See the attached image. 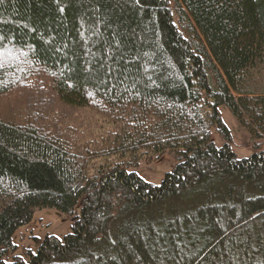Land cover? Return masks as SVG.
I'll list each match as a JSON object with an SVG mask.
<instances>
[{"label": "trees", "instance_id": "obj_1", "mask_svg": "<svg viewBox=\"0 0 264 264\" xmlns=\"http://www.w3.org/2000/svg\"><path fill=\"white\" fill-rule=\"evenodd\" d=\"M12 96L27 107L0 110V264L44 208L71 234L10 264H264V142L238 160L219 112L264 139V0H0ZM58 106L96 131L53 130ZM167 153L159 186L128 171Z\"/></svg>", "mask_w": 264, "mask_h": 264}, {"label": "rangeland", "instance_id": "obj_2", "mask_svg": "<svg viewBox=\"0 0 264 264\" xmlns=\"http://www.w3.org/2000/svg\"><path fill=\"white\" fill-rule=\"evenodd\" d=\"M17 99V96L0 98V110H7L8 112L12 111L15 114L23 109L25 110L27 105L22 100L18 101ZM52 102L55 101L52 100ZM58 107L56 115L64 116V118L62 117L58 119V116L55 115V120H58L52 125L53 130H59L64 121L65 128L68 129H83L84 131H87L92 128L94 132L96 131L97 115L93 112L87 109L69 111L62 109L61 106ZM49 110H51L50 107H48L45 112ZM219 112L223 123L230 131L231 142L229 144L233 154L238 160L249 159L258 151L254 148V145L257 143H263L264 139L253 137L249 131L238 124L228 109L220 107ZM211 139L216 147H222L225 143V140L214 128L211 129ZM178 163L179 159L176 155L167 153L159 160H141L137 166L129 168L128 171L134 172L146 183L159 186L164 180L166 174L172 172ZM80 212L81 208L80 205H78L75 208V214L79 216ZM71 232L72 222L68 215L50 208L36 210L31 222L19 227L13 233L11 239L16 249L13 253H9L6 256L5 262L8 264L12 263L14 256H20L25 261H28L26 251H31L32 254H36L40 244L47 236H53L63 241L67 235L71 234Z\"/></svg>", "mask_w": 264, "mask_h": 264}]
</instances>
